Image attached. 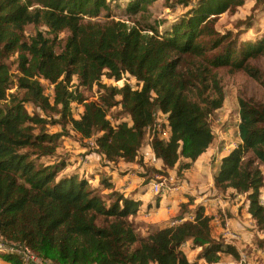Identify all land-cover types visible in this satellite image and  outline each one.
Instances as JSON below:
<instances>
[{"label":"trees","instance_id":"1","mask_svg":"<svg viewBox=\"0 0 264 264\" xmlns=\"http://www.w3.org/2000/svg\"><path fill=\"white\" fill-rule=\"evenodd\" d=\"M151 1L131 0L126 12L142 13ZM241 1L204 0L196 15L160 35L149 25L111 19L106 0H0V237L7 244L54 264H216L222 254L238 258L234 247L212 237L203 207L190 220L139 235L135 220L141 202L118 192L107 177L93 186L75 175L58 178L56 166L35 164L31 157L51 155L52 147L44 143L58 135H34L46 121L29 115L24 103L54 111L62 128L91 140L107 163H134L147 136L146 145L162 164L158 174L177 166L179 173L186 171L214 139L209 120L224 102L217 71L242 73L264 89V73L252 63L264 59V38L242 44L231 31L214 28L215 17ZM28 25H43L53 37L37 33L26 41ZM62 32L67 37L56 51ZM12 54L23 95L7 99L11 75L3 60ZM123 74L141 86L100 85L102 77L117 82ZM74 77L80 87L98 85L105 93L101 104L84 102L70 90ZM39 78L54 87L52 105ZM116 97L129 124L112 126L106 119ZM72 102H84L78 120L71 117ZM237 103L238 143L220 159L212 189L244 197L250 219L264 234V99L240 96ZM157 114L164 118L160 125ZM192 202L189 198L187 205ZM186 242L201 250L197 260H187L181 249ZM2 258L21 264L15 254Z\"/></svg>","mask_w":264,"mask_h":264},{"label":"rangeland","instance_id":"2","mask_svg":"<svg viewBox=\"0 0 264 264\" xmlns=\"http://www.w3.org/2000/svg\"><path fill=\"white\" fill-rule=\"evenodd\" d=\"M130 1L131 0H106V3L109 2L108 13L110 18L115 21L126 23L128 26H131L132 23H137L142 26L149 25L155 28L160 35L164 34V32L168 31L172 25L178 23L180 20H186L192 17L199 4L204 2V0H187V6L184 7L181 1L183 2L185 0H152L146 3V8L143 10L144 12L131 15L126 12V7ZM34 8L38 7L35 6ZM103 16H105L104 12H102L100 18ZM214 20V28L216 31L221 33L231 31L237 35L239 42L242 44L256 42L264 38V0H242L240 5L216 16ZM37 33H42L47 38L53 37L43 25H28L24 28V40L27 41L33 38ZM66 37V32H62L58 35L57 45L55 46L56 51H60L63 47ZM3 62L8 67L9 74L11 75V84L10 89L7 91V99H9V95L21 98L23 91L19 90L17 83V77L20 75L18 71L17 54L5 57ZM252 63L264 73V59ZM217 74L223 88L224 102L222 107L215 111L209 120L214 139L206 152L193 162L186 171L179 173L178 171L181 166H177L161 175L158 174L156 171L162 169V165L159 167V162L156 159L154 161L152 160V152L149 150V146L146 145L148 143L147 136L144 137V143L134 163L128 164L122 161L116 164L107 163L103 157L96 152L93 143L90 142L91 140L81 139L79 135L71 131L69 126L62 128L61 122H58L60 121L59 116L56 115L54 111L48 110L42 112L38 106L26 102L24 103V108L29 115H38L46 121L45 124L35 127L33 134L37 135L40 131H43L48 135H58L57 138H53L51 141L46 140L44 143L46 146L52 147L53 154L51 153V155L40 157L32 156L31 160L34 161L35 164L50 167L56 166L59 170L58 178L75 175L82 179L89 180L93 186H98L101 179L100 177H107L117 182L118 185L120 184L119 188L116 190L124 196L129 193L128 191L124 192V190H122L121 185L124 183H131L130 191L132 193L135 191L136 195L139 190L143 192L148 191L141 202L140 212L135 220L139 235L146 233V229H154L152 228L154 225L153 223L158 227L159 225L166 226L173 221L181 222L190 220V214L195 211L204 193L207 194V197H211L213 194L212 191L211 193L208 191L212 190L210 187L212 186V178L217 172L220 159L230 152L238 143V98L242 96L245 98H255L257 100L264 99V89L247 78L244 74H228L226 70L222 69L217 71ZM39 83L41 84L43 95L47 97L52 105L54 99L53 85L41 78H39ZM126 84L133 89L141 86L128 74H123L121 80L117 82L107 79L106 77L100 79V85L105 87L121 88ZM69 87L70 90H77L84 102L101 104L102 97L105 94L98 85H94L89 89L78 86L75 77L72 79ZM114 101L116 104L106 111V119L112 126L121 123L129 124V116L123 111L119 104L120 98L116 97ZM84 102H72L70 104L69 107L72 118L76 120L80 118L83 113ZM156 119L158 125L163 123L164 118L160 114H157ZM166 135V130L164 129L160 137L165 139ZM125 174L128 176L126 178L127 180L124 182L123 176ZM161 180L165 182L164 185L167 188H175L184 181H186L190 188L181 190L175 195H171L170 191L167 192L168 189L164 194H156L153 185L159 183ZM189 192L194 195L193 199H195L191 205H187L190 195ZM178 195L182 197V200H176ZM223 196H226V200L229 204L231 202L233 205H238L236 208L237 212L231 213L225 210V215L221 214V217L224 218L223 216H225L227 221L218 219V225L216 226L212 221L214 218L218 217V214H208L211 218V233L218 243H223L224 245H229L234 248L237 247L238 250L236 251L238 253V258L234 259L230 255L222 254L217 264H264V234L258 232L250 218L245 216L243 211L245 198L242 196L236 198L230 192ZM146 203H150L147 208L145 205ZM151 205H155V208H153L155 209L153 211L154 214L152 212L146 214V211ZM235 221L238 225L242 226V234H252L251 238L248 236L238 241L234 238L222 237V234L217 232L218 226L225 227L224 229L229 231L231 228L227 226L228 222L234 223ZM9 243L11 242H8V244ZM190 245L189 242L186 247V244L183 243L181 248L186 247L184 253L188 261H195L201 250L199 248H192ZM241 260L244 262L242 261L240 263ZM1 261H4L2 257H0V262Z\"/></svg>","mask_w":264,"mask_h":264},{"label":"crops","instance_id":"3","mask_svg":"<svg viewBox=\"0 0 264 264\" xmlns=\"http://www.w3.org/2000/svg\"><path fill=\"white\" fill-rule=\"evenodd\" d=\"M229 153V152H228ZM201 157V156H200ZM158 162H159V167L162 165L161 164V162L159 161V160H157ZM162 167V166H161ZM127 174H125L124 176H123V181L125 182V180H127L126 178H127ZM109 179V178H108ZM113 184H114V186H115V189H117V188H119V186H120V184L118 185L117 184V182H115V181H113V180H111V179H109ZM132 180V179H131ZM130 180V181H131ZM122 181V182H123ZM122 182H121V184H122ZM117 185V186H116ZM131 183H124V184H122L121 186H122V190H124V192L125 191H128L129 193H127V197H129L130 199H133V200H137V201H140V202H142V200H143V198L147 195V192H143V191H140L139 190V192L137 193V195H136V192L135 191H133L134 193H132L131 191H130V187H131ZM211 188H212V186H210ZM186 188H190L188 185H187V183H186V181H184L182 184H179V185H177L175 188H169L168 190H167V192L168 191H170L171 193V195H175V194H177L178 192H180L181 190H186ZM263 190H264V186H263V188L261 189V191H260V197H261V201L262 202H264V194H263ZM191 191V190H190ZM211 191H212V196L211 197H207V194H205L204 193V196H202L201 198H200V203L197 205V207H203L204 208V212H205V214L206 215H208V214H212V215H217L218 214V217L217 218H214V220L212 221L213 222V224L215 223V226L216 225H218V223H217V221H218V219H220L221 221H223V219L225 220V221H227L226 220V218H225V216H223L224 218H222L221 217V214H224L225 215V210H228L229 212H231V213H235V212H237V210H236V208L238 207V205H233L231 202H230V204L228 203V201L226 200V196H223V195H218V194H216V192L212 189V190H210V191H208V192H210L211 193ZM166 192V191H165ZM164 192V193H165ZM228 192H230V193H232V195L234 196L235 195V193L232 191V190H228L225 194H227ZM189 198H191L192 199V201L194 202V200L195 199H193V197H194V195H192L190 192H189ZM224 194V195H225ZM136 195V196H135ZM236 198H239L240 196H235ZM182 197H180L179 195H178V197L176 198V200L177 201H180V200H182L181 199ZM142 204V203H141ZM149 204L150 203H146L145 205H146V208L147 207H149ZM151 204H153V203H151ZM153 208H155V205H151V207L146 211V214H148L149 212H152L153 214H154V210L155 209H153ZM243 211H244V213H245V216L246 217H249L250 218V216H249V214L247 213V204H246V202H245V204H244V206H243ZM139 214V213H138ZM191 215V214H190ZM144 217H145V215H144ZM251 220V219H250ZM229 221V220H228ZM251 222H252V224L254 225V223H253V221L251 220ZM154 225H153V227L152 228H154V229H146V233H142V234H147V233H149L150 231H152V230H155V229H160V228H162L163 226H161V225H159L158 227L157 226H155V223H153ZM162 224V223H161ZM227 226H229V228H231L229 231L228 230H226V229H224L225 227H221V226H218V229H217V232L218 233H221L222 234V237H230V238H234V239H236V240H238V241H240L242 238L244 239V237L245 238H247L248 236H249V238H251V236H252V234L251 235H249V234H242V232L243 231H241V227L242 226H240V225H238L237 223H236V221L234 222V223H231V222H228V225ZM254 227H255V225H254ZM228 228V229H229ZM212 237L214 238V236L212 235ZM188 243L189 242H186L185 244H186V247L188 246ZM186 247H184V248H181L184 252H185V248ZM236 248V250H238V248L237 247H235ZM220 261V260H219ZM1 264H9L8 262H5V261H1L0 262ZM199 264H206L205 262H199ZM217 264V263H216Z\"/></svg>","mask_w":264,"mask_h":264},{"label":"built area","instance_id":"4","mask_svg":"<svg viewBox=\"0 0 264 264\" xmlns=\"http://www.w3.org/2000/svg\"><path fill=\"white\" fill-rule=\"evenodd\" d=\"M152 160H155L154 155ZM164 183L165 182L161 180L159 181V183L153 185L156 194H164V192L169 189L164 185ZM8 254L17 255L21 264H54L51 261L39 259L34 253L26 249L25 247H18L17 245H13L10 243L7 244L6 241H3V239L0 237V257H3V255ZM242 261L243 260H241L240 263Z\"/></svg>","mask_w":264,"mask_h":264}]
</instances>
